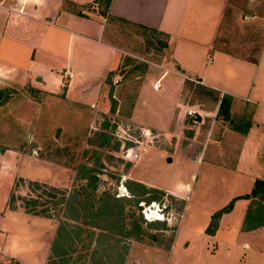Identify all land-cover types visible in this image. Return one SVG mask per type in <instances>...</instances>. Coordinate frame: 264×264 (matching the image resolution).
<instances>
[{
  "label": "rangeland",
  "instance_id": "374dc122",
  "mask_svg": "<svg viewBox=\"0 0 264 264\" xmlns=\"http://www.w3.org/2000/svg\"><path fill=\"white\" fill-rule=\"evenodd\" d=\"M45 5L0 0V201L8 191L7 207L54 236L46 264H264V228L255 225L264 195L237 198L264 180V114L254 118V106L242 104L222 119L217 92L192 77L166 84L161 97L154 75L166 69L148 65L162 62L165 37L130 25L111 34L125 52L96 102L72 103L64 87L48 91L18 67ZM223 26L219 46L255 58L264 0H230ZM150 107L160 128L148 126ZM252 126L262 135L241 148ZM235 200L220 226L226 212L213 214Z\"/></svg>",
  "mask_w": 264,
  "mask_h": 264
},
{
  "label": "crops",
  "instance_id": "0c3cea01",
  "mask_svg": "<svg viewBox=\"0 0 264 264\" xmlns=\"http://www.w3.org/2000/svg\"><path fill=\"white\" fill-rule=\"evenodd\" d=\"M44 2L45 16L41 23H32L34 28L27 35L31 41L20 46L19 60L23 64L18 67L32 74L36 83L48 91L64 87V95L72 103L93 105L108 73L123 60V44L111 34L118 26L130 25L165 37L162 62L148 65L166 69V73L158 71L154 75L158 81L163 79L161 97L167 92L166 84L192 77L215 90L219 99L229 96L228 114L242 104L254 106V118L264 114V37L253 59L231 53L218 43L225 31L230 0H109L103 7L94 0ZM37 56H42L44 66L35 62ZM168 73L174 77L164 80ZM142 90L143 87L133 105V115L141 104ZM167 109L171 106L165 109L170 114ZM150 112L148 126L160 128L164 123L156 119L151 107ZM245 132L240 135L241 148L254 135H262L254 126ZM240 157L238 153L237 165ZM7 195L8 191L0 201V264H46L49 242L54 236L45 238L43 222H33L26 214L7 207ZM237 200L218 220L220 226L228 222L226 216ZM246 204L245 199L244 218ZM243 219L241 216V222ZM251 231L244 230L243 235H252Z\"/></svg>",
  "mask_w": 264,
  "mask_h": 264
},
{
  "label": "trees",
  "instance_id": "16d2710c",
  "mask_svg": "<svg viewBox=\"0 0 264 264\" xmlns=\"http://www.w3.org/2000/svg\"><path fill=\"white\" fill-rule=\"evenodd\" d=\"M94 2L98 3L99 5H103L106 6L107 3L109 2V0H94ZM79 13V12H78ZM104 13V12H103ZM151 33H153V31H150ZM154 34V33H153ZM162 46H165L164 42L162 43ZM110 73H108V75H110ZM107 82V77L105 79V83ZM218 105H217V115L219 117H221L224 120H227L229 118L228 115V105H229V96H222L220 99L217 98ZM264 195V180L261 179H254L252 187L249 191V193L244 194L242 196H238L237 198H255V197H263ZM233 200V199H232ZM114 202H116V200H113ZM118 206V204L113 203L110 205L108 204L106 201L104 202V208H106L110 214H112V210L114 208H116ZM102 207H99L97 210L99 212H101ZM231 209V203H229L228 205H226V207H223L222 209L218 210L215 214H213L214 216H219L221 212H228ZM260 210H262L260 208ZM263 211V210H262ZM119 211H115L113 214H118ZM112 214V215H113ZM255 225H264V215L262 217V219L260 221H257V223H255Z\"/></svg>",
  "mask_w": 264,
  "mask_h": 264
},
{
  "label": "built area",
  "instance_id": "2783aa9c",
  "mask_svg": "<svg viewBox=\"0 0 264 264\" xmlns=\"http://www.w3.org/2000/svg\"><path fill=\"white\" fill-rule=\"evenodd\" d=\"M70 76H71V75H70V74H68V77H70ZM155 85H156V84H154V85H153V87H154V88H157V87H155ZM187 114H188V115H190V114H191V112H190V111H188V112H187Z\"/></svg>",
  "mask_w": 264,
  "mask_h": 264
},
{
  "label": "water",
  "instance_id": "95a60500",
  "mask_svg": "<svg viewBox=\"0 0 264 264\" xmlns=\"http://www.w3.org/2000/svg\"><path fill=\"white\" fill-rule=\"evenodd\" d=\"M200 119H201L200 116H199V115H196L195 120H196V121H200Z\"/></svg>",
  "mask_w": 264,
  "mask_h": 264
},
{
  "label": "bare ground",
  "instance_id": "6f19581e",
  "mask_svg": "<svg viewBox=\"0 0 264 264\" xmlns=\"http://www.w3.org/2000/svg\"><path fill=\"white\" fill-rule=\"evenodd\" d=\"M155 87H158V84H156Z\"/></svg>",
  "mask_w": 264,
  "mask_h": 264
}]
</instances>
